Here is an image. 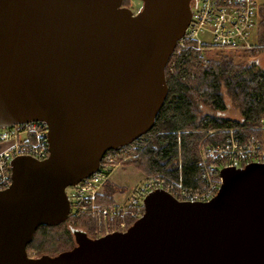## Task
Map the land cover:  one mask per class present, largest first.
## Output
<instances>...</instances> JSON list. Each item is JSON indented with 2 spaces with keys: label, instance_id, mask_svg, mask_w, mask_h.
I'll return each mask as SVG.
<instances>
[{
  "label": "water",
  "instance_id": "1",
  "mask_svg": "<svg viewBox=\"0 0 264 264\" xmlns=\"http://www.w3.org/2000/svg\"><path fill=\"white\" fill-rule=\"evenodd\" d=\"M0 0V129L48 127L49 154L11 162L0 191V264H264V163L223 168L205 202L164 190L143 198L125 231L30 257L39 225L65 221L66 190L107 150L149 132L165 98V69L190 20V0Z\"/></svg>",
  "mask_w": 264,
  "mask_h": 264
},
{
  "label": "built area",
  "instance_id": "2",
  "mask_svg": "<svg viewBox=\"0 0 264 264\" xmlns=\"http://www.w3.org/2000/svg\"><path fill=\"white\" fill-rule=\"evenodd\" d=\"M257 7L256 0H190V20L172 55L178 56L183 51L186 54L192 44L232 49L238 53L260 47L256 33L259 22ZM236 131L229 128L221 141H201L198 144L199 186L185 187L180 181L170 182L164 176L152 174L133 185L120 203H97L96 197L101 192L100 187L108 180L114 164L123 163L121 161L129 155H137L138 143L147 139L150 133L138 136L121 149L107 150L96 172L65 189L70 201L69 215L90 213L97 220L92 237H100L114 231H125L143 214V198L152 191L164 190L184 202L210 200L223 182L220 170L264 163L261 141L251 136L242 137ZM47 135L48 127L43 121H29L0 129V143L11 142L9 147L0 151V191L11 184V162L15 157L25 155L42 160L48 156Z\"/></svg>",
  "mask_w": 264,
  "mask_h": 264
},
{
  "label": "trees",
  "instance_id": "3",
  "mask_svg": "<svg viewBox=\"0 0 264 264\" xmlns=\"http://www.w3.org/2000/svg\"><path fill=\"white\" fill-rule=\"evenodd\" d=\"M122 4L128 6L126 0H122ZM257 8L256 33L260 47L247 51L250 55L264 46V4ZM189 55L183 51L176 56L173 71L166 67L167 97L158 110L150 136L138 143L137 158L132 163L141 174H159L170 182L180 181L185 187L195 188L200 185L197 146L201 141H221L229 128H235L242 137L263 140L264 67H258L254 60L238 65L229 56L195 67ZM227 91L232 97L228 105L224 97ZM230 104L239 110L238 119L218 114ZM110 182L97 194V203L114 201L117 186ZM67 222L71 227L82 225L84 229H81L91 237L97 227V220L90 213L68 215L61 224L36 227L26 250H33L39 256L44 249L57 244L60 248L51 255L72 248L73 234L65 227Z\"/></svg>",
  "mask_w": 264,
  "mask_h": 264
},
{
  "label": "rangeland",
  "instance_id": "4",
  "mask_svg": "<svg viewBox=\"0 0 264 264\" xmlns=\"http://www.w3.org/2000/svg\"><path fill=\"white\" fill-rule=\"evenodd\" d=\"M256 1H257V4L259 6L264 4V0H256ZM126 2L128 3V6L133 9L134 12H137L141 8V5H142L140 0H126ZM187 50H188V52L185 55L190 54L189 56H191V58H192L191 62H193L195 67L198 65H202V64L206 63L208 60L210 61L213 59H219L223 56H229V57L233 58V60L236 63H238V65L247 64L250 61L254 60L258 67H261V68L264 67V46H261L260 50L252 52L251 55L248 54V52H247L250 49L238 53L232 49L212 48V47H209L207 45L199 46V44H192L190 46V48H187ZM175 58H176V55L175 56L171 55L170 60H168L166 67H168L169 71H173V69H174L173 65L175 62L174 61ZM223 90H225V89L223 88ZM224 97H225V101H226L227 105H228L229 101H230V103L232 102V97L228 95V91H227V93H225ZM218 114H221V116H223V117H229V118L231 117V118H235V119H238L240 117L239 110L237 108H235V106H233V104H230L229 107L227 106V109H225L222 112H218ZM261 129L264 132V128H261ZM261 144H262L263 149H264V134H263V140L261 141ZM129 156L130 157L126 156L128 158L125 157L126 159L121 161L123 163H121V164L119 163L118 165L114 164V168L111 171V173L109 174V178L107 181H111L112 183H114L117 186L116 187V194L114 196L115 199L113 202H119L120 203V202L124 201L123 199H125L127 197L128 193H129V191L133 185H135L136 183L142 182L144 180L145 176L147 177L149 175H152L150 173L148 175L141 174L140 170H138L136 168V166H134L132 163V161H134L137 158V155H134V156L129 155ZM119 159H121V158H119ZM102 187H104V185ZM102 187H100L101 188L100 190L103 189ZM71 226L72 225L67 222L65 227H67L69 229ZM76 227L79 229H81V228L84 229V227L82 225H77ZM72 240L74 243L73 237H72ZM59 246L60 245L57 244V245H54V247H50V248L48 247L47 249H44V251H42L39 254V256L42 254H49V253H50V255L54 254V252L56 250H58V248H60ZM27 253L30 257H37L38 256V253H36L33 250H29V251H27Z\"/></svg>",
  "mask_w": 264,
  "mask_h": 264
},
{
  "label": "crops",
  "instance_id": "5",
  "mask_svg": "<svg viewBox=\"0 0 264 264\" xmlns=\"http://www.w3.org/2000/svg\"><path fill=\"white\" fill-rule=\"evenodd\" d=\"M11 144V142H3V143H0V151L6 149L7 147H9Z\"/></svg>",
  "mask_w": 264,
  "mask_h": 264
},
{
  "label": "flooded vegetation",
  "instance_id": "6",
  "mask_svg": "<svg viewBox=\"0 0 264 264\" xmlns=\"http://www.w3.org/2000/svg\"><path fill=\"white\" fill-rule=\"evenodd\" d=\"M125 6V5H124ZM131 10H132V13H135L134 11H133V9L131 8Z\"/></svg>",
  "mask_w": 264,
  "mask_h": 264
}]
</instances>
